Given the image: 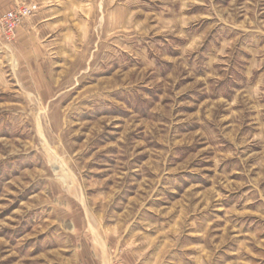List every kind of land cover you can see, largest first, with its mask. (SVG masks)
<instances>
[{
    "label": "rangeland",
    "instance_id": "1",
    "mask_svg": "<svg viewBox=\"0 0 264 264\" xmlns=\"http://www.w3.org/2000/svg\"><path fill=\"white\" fill-rule=\"evenodd\" d=\"M64 1L0 24V264H264V0Z\"/></svg>",
    "mask_w": 264,
    "mask_h": 264
},
{
    "label": "crops",
    "instance_id": "2",
    "mask_svg": "<svg viewBox=\"0 0 264 264\" xmlns=\"http://www.w3.org/2000/svg\"><path fill=\"white\" fill-rule=\"evenodd\" d=\"M27 2H37L40 4V9L37 14L27 17V19L23 22L22 26L19 28L16 41L11 45L8 44V55L7 61L11 68V52H15L17 56L13 57V64L22 65V68L29 69L27 64H31L32 61L34 63H39L41 60V56L43 54L49 53L46 49L48 44H50L47 39L49 37L55 36H47V34L43 35V31L45 27H49L48 24L55 21L57 18H66L63 16L66 9L65 7L68 1L64 0H0V15L5 13L7 10H11L15 5ZM65 3V4H64ZM66 5V6H65ZM4 45H0V52L4 50ZM12 50V51H11ZM52 53V52H50ZM5 55L0 56V71L1 67H4L6 64L4 63ZM32 60V61H31ZM21 67V66H20ZM31 68V67H30ZM1 74V72H0ZM3 75L0 76L2 78ZM98 238V237H97ZM104 247V242L100 243L96 242V245L93 246L95 256L100 257V262H106L105 256H107V250Z\"/></svg>",
    "mask_w": 264,
    "mask_h": 264
},
{
    "label": "built area",
    "instance_id": "3",
    "mask_svg": "<svg viewBox=\"0 0 264 264\" xmlns=\"http://www.w3.org/2000/svg\"><path fill=\"white\" fill-rule=\"evenodd\" d=\"M39 6L32 3H22L21 5L7 11L0 18V24L2 31L8 39L15 35V32L27 17H30L37 13Z\"/></svg>",
    "mask_w": 264,
    "mask_h": 264
}]
</instances>
